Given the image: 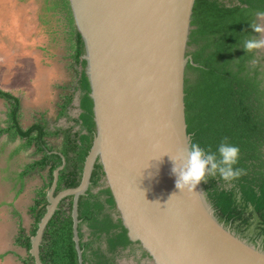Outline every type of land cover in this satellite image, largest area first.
<instances>
[{
	"label": "water",
	"instance_id": "95a60500",
	"mask_svg": "<svg viewBox=\"0 0 264 264\" xmlns=\"http://www.w3.org/2000/svg\"><path fill=\"white\" fill-rule=\"evenodd\" d=\"M70 3L85 43L96 131L78 186L57 191L65 155L54 171L46 213L31 238L35 263L46 264V230L60 202L73 196L74 240L84 264L80 201L100 162L114 216L151 255L149 264H264V245L232 230L204 182L181 191L172 173L171 155L192 143L185 88L188 64L197 65L188 55L196 0Z\"/></svg>",
	"mask_w": 264,
	"mask_h": 264
},
{
	"label": "trees",
	"instance_id": "16d2710c",
	"mask_svg": "<svg viewBox=\"0 0 264 264\" xmlns=\"http://www.w3.org/2000/svg\"><path fill=\"white\" fill-rule=\"evenodd\" d=\"M45 10L49 17L51 14V18L61 15L72 44V59L82 66L79 73L83 109L80 120L87 133L80 135L77 142L70 130L65 131L66 139L61 150L67 158V166L60 174L57 189L60 191L79 185L86 157L92 147L96 123L94 100L90 95L91 84L86 73L87 61L83 58L85 43L76 27L70 0H45ZM258 13H264V0H196L188 55L193 56L197 65L190 62L186 72V116L192 143L199 142L202 147L216 151L222 139L227 137L240 147L238 167L244 169L245 181L249 180L245 171L250 170V164L261 159L257 150L264 141V71L261 70L262 65L255 62L257 50L247 53L243 48L246 39L259 37L251 26L259 25L256 17ZM0 97L11 105L9 124L0 128V134L9 132L15 137L26 139L25 146L34 145L38 153H43L31 167L47 169L44 185L37 191L35 205L31 208L35 218L34 227L28 235L21 228L17 239L27 249L24 263L36 264L30 253L31 238L46 213L47 191L53 184L54 171L63 164L62 155L54 153L56 146H50L47 138L59 131L50 132L43 122L24 128L20 119V98L1 88ZM72 101L73 95H68L61 106V115L65 114ZM71 152L75 155L70 156ZM258 171L264 176L263 170ZM104 175L102 164L97 162L92 176L93 187L99 186ZM204 184L219 209L226 213L232 211L233 194L222 188L219 176L209 177ZM256 184V187L246 183L244 186L245 189L253 190L251 199L262 206L264 181ZM93 187L80 201L84 264H111L109 254L119 248H128L138 243V240L124 226L122 219L114 216L117 204L112 189L105 187L95 193ZM69 198L68 208L61 206L46 230L41 246V257L46 264H80L74 240L73 196ZM226 200L228 207L225 208ZM84 224L90 230L89 241H85ZM104 243L106 248L103 247ZM5 256L1 254L0 259Z\"/></svg>",
	"mask_w": 264,
	"mask_h": 264
},
{
	"label": "rangeland",
	"instance_id": "374dc122",
	"mask_svg": "<svg viewBox=\"0 0 264 264\" xmlns=\"http://www.w3.org/2000/svg\"><path fill=\"white\" fill-rule=\"evenodd\" d=\"M46 13L45 0H0V88L21 97L24 126L31 125L40 118L41 113L45 112L46 116L51 118L53 125L55 123L69 127L74 122H68L65 118L60 120L56 116L58 113L56 107L59 102H63L64 95H73L71 116L77 117L78 99L81 95V90L78 88L79 73L82 66L72 59V44L68 33L65 32L61 15L51 18V14L49 17ZM260 14L256 16L257 22L260 26H264V16ZM47 20L49 21L46 22ZM257 56L255 62L261 64V70L264 71V48L257 50ZM37 71L38 75H42V85L34 79ZM33 84L38 88L42 87L41 94L34 98L31 97V92H26V87L31 89ZM8 106V102L0 98L2 122L7 117ZM60 137L61 135L57 136L58 139ZM10 149L11 144L5 147L7 152L0 150V169L7 163L6 154ZM37 176L38 172L31 180L22 199L17 202L16 207L21 213V218H16L13 210L8 206L0 207V235L5 233L8 236V242L2 244L3 248H0L3 252L15 245L14 237L21 232V225H24L26 233L32 231L35 224L31 212V207L35 204L34 188L42 184V179ZM0 179L3 180L1 177ZM13 186L10 180H3L2 185L0 184V202L3 199H13ZM93 189L98 191L100 187L96 186ZM66 199L71 200L68 197ZM83 228L87 233L86 224ZM128 251L124 254L123 264L132 262V256L128 255ZM11 257L13 256H6L0 260V264H14ZM17 263L20 264L18 261Z\"/></svg>",
	"mask_w": 264,
	"mask_h": 264
},
{
	"label": "flooded vegetation",
	"instance_id": "af4514ba",
	"mask_svg": "<svg viewBox=\"0 0 264 264\" xmlns=\"http://www.w3.org/2000/svg\"><path fill=\"white\" fill-rule=\"evenodd\" d=\"M38 73L39 72L37 71L35 76L34 75L33 76L35 77V79L38 80V83H41V85H42V82H41L42 81V75L41 74L38 75ZM24 84H25V82H24ZM33 86H35L37 91H39V93L41 94L42 87L38 88V86L34 85V84H33ZM78 88L80 89V83H79ZM26 90H27V87H26ZM4 91H6V90H4ZM7 92H10L13 95H15L16 97L20 98V96L16 95L15 93H13L11 91H7ZM28 92H31V91L29 90ZM67 96H68V94H67ZM0 98L6 100L5 98H2V97H0ZM79 99H81V101H82V92H81V95L79 96ZM20 100H21V98H20ZM64 102H65V99L60 104V106H58L59 114L62 110L61 106H62V104H64ZM72 103H70L67 106L65 114L61 115V117H59V118H60V120L62 118H65L68 122L73 121L74 123L69 127L55 124V126H56L55 129H58V131H59V133L56 134V136L61 135V137H62L61 142L59 144H55V143H52L47 138V140L49 142L48 144L50 146H53V145L56 146L54 153H57L60 155L63 154L61 149L63 148L64 141L66 139L65 131L70 130L72 138L76 139L77 142H79L78 139L80 138V135L87 133V129L85 128L83 122L80 120V116L83 112V109L81 110L80 109L81 106L79 105V111H80L79 115L77 117H72L71 116L72 115L71 114ZM21 104H22V101H21ZM8 105H9L8 108L11 111V105L9 104V102H8ZM22 108L23 107H21L20 114L23 110ZM57 122H59V120H57ZM46 125L49 127V123ZM6 126H8V125H6ZM48 127H47V129L50 130V128H48ZM8 134H10V133H8ZM257 151L260 153L261 159L259 161L253 162V164H250V170L245 171L249 180L245 181L243 175L239 179L232 181L231 183L225 182L221 179L222 188L225 189L226 192L230 191L233 194L234 203L231 206L233 208L232 211L226 213V212H224V210L219 209L213 201L212 202L216 206L218 211L220 212L221 216L225 219L226 222L229 223L232 230L235 231L236 234H238L239 236H241L243 238L249 239V240H251L257 244L262 243V245H264V205L260 206V205L256 204L253 201V199H251V197H253L252 196L253 190L250 188L245 189V186H244V183H246V184H251L252 187H254V186L256 187V185H257L256 182H263L264 181L263 180L264 176L261 175L260 173H258L259 169L264 171V141H262V144H260V148ZM40 154L43 155V153H40ZM74 155H75L74 153H72V152L70 153V156H74ZM66 166H67V164H66ZM105 183H106V181L104 180V176H103V178L100 181L99 186H97V187H100V189L98 191H95L93 189V191L95 193H98L101 189L107 187V186H105ZM92 187H93V185H92ZM64 200L61 201L59 206L60 207L63 206L64 208H68L70 201H68L66 198ZM227 203H228V201L226 200L225 208L228 207ZM115 213H116V211L114 212V215H115ZM87 229L88 230L86 233V231H84V228H83V231L86 233L85 241L90 240V237H89L90 230H89L88 226H87ZM103 247L106 248V243L103 244ZM127 251L129 252L128 255L130 254V256H132V260H131L132 262L130 261L131 262L130 264H149L150 260L152 259L151 255L143 248V246H141L139 243H135V244L129 246L128 248H119L115 253L109 254V257L111 258V264H123L124 254Z\"/></svg>",
	"mask_w": 264,
	"mask_h": 264
},
{
	"label": "crops",
	"instance_id": "0c3cea01",
	"mask_svg": "<svg viewBox=\"0 0 264 264\" xmlns=\"http://www.w3.org/2000/svg\"><path fill=\"white\" fill-rule=\"evenodd\" d=\"M29 90L32 92L31 93L32 98L39 95V91H37L35 86H33L31 89H29L27 87L26 91L28 92ZM63 98L66 100L67 95H64ZM61 103H62V101L57 104V107H56L57 110H58V106H60ZM10 113H11V111L8 108L7 117L3 120V122L0 121V128L7 127L6 125L9 124ZM79 113H80V111H79ZM79 113H78V115H79ZM39 116H40V118H37L34 121V123H32L31 125H28V126H24V124H23L24 117H23V111H22L21 115H20L22 126L24 128H28L37 122H43L46 124L49 123V127L48 126L47 127L50 128V130H49L50 132L54 133V132L58 131V129H55L56 128L55 123H54V125L52 124L53 122H52V120H50L51 118H48L46 116L45 112L41 113V115H39ZM54 116H51V117L53 118ZM56 116L59 118V117H61V114H59V112H58L56 114ZM8 133L9 132H5V133L0 134V146H2L0 150L7 152L6 151L7 149L5 150V147H8L9 144H11V149L8 151V154H6L7 155L6 156L7 157L6 158L7 163L5 164V166H2L0 169V177L3 178V180L7 179V180H10L11 182H13L14 197L12 200L3 199L0 202V207L8 206L9 208H11V210H13L14 214L16 215V218H18V217L21 218V213L18 210V208L16 207L17 202L22 199V196L25 194V191L28 188V186L30 185L31 180L33 178H35V174L38 172L37 178L40 177L42 179V184L40 185V187L38 186V187L34 188V193H35L34 203H35V199L37 197V191L44 185V182H45L44 176L47 173V169L43 170L40 167H31V165L33 163H35L36 160L40 159L42 157V155L40 153H38L36 147H34L33 145L32 146H25L26 139H22L20 137H15L11 133L10 134H8ZM48 139L52 143L59 144L61 142L62 137H60V139H58L56 134H52L51 136H48ZM4 173H6V174H4ZM3 180L1 181V179H0L1 185L3 183ZM34 205H32V207ZM19 221H21V220H19ZM20 225H21V223H20ZM21 228L24 229L25 234L28 235L31 233V231L29 233L28 232L26 233L24 225H21ZM18 234H20V232H18ZM18 234H16L17 236L14 237L15 241H13V242L15 243V245H13L10 248H7L5 252H3V250L1 249L0 255L6 254V256H9V257L13 256L10 259L13 261L14 264H18L17 261L20 262V264H24L23 258H25L27 255V249L21 243L17 242V239L19 236ZM5 242H8V236H7V234L2 233L0 235V248L1 247L3 248L2 244L5 245ZM14 247H16V248H14ZM6 256L4 258H6Z\"/></svg>",
	"mask_w": 264,
	"mask_h": 264
},
{
	"label": "clouds",
	"instance_id": "9594fccd",
	"mask_svg": "<svg viewBox=\"0 0 264 264\" xmlns=\"http://www.w3.org/2000/svg\"><path fill=\"white\" fill-rule=\"evenodd\" d=\"M260 15L264 16V13ZM251 26L253 32L262 35L250 37L243 42L247 53L264 48V26ZM240 154V147L231 143L227 137L222 139L216 151L202 147L199 142L183 147L177 156L171 155L177 188L193 192L201 182L206 183L209 177L219 176L229 183L239 179L244 174V169L238 167Z\"/></svg>",
	"mask_w": 264,
	"mask_h": 264
}]
</instances>
